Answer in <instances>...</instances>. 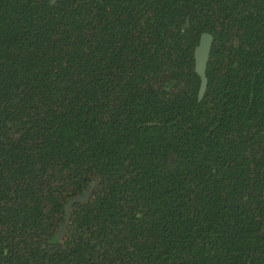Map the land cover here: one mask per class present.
Here are the masks:
<instances>
[{"label": "trees", "instance_id": "16d2710c", "mask_svg": "<svg viewBox=\"0 0 264 264\" xmlns=\"http://www.w3.org/2000/svg\"><path fill=\"white\" fill-rule=\"evenodd\" d=\"M0 264H264V0H0Z\"/></svg>", "mask_w": 264, "mask_h": 264}, {"label": "water", "instance_id": "95a60500", "mask_svg": "<svg viewBox=\"0 0 264 264\" xmlns=\"http://www.w3.org/2000/svg\"><path fill=\"white\" fill-rule=\"evenodd\" d=\"M214 43V36L210 33H203L200 37V42L196 46L194 51V61H195V72L200 77V89H199V99L201 100L208 88V77L207 68L210 62L211 51ZM90 197V191H87L84 195L83 200ZM66 220L63 227L66 228L69 223L70 218V208L66 210Z\"/></svg>", "mask_w": 264, "mask_h": 264}, {"label": "flooded vegetation", "instance_id": "af4514ba", "mask_svg": "<svg viewBox=\"0 0 264 264\" xmlns=\"http://www.w3.org/2000/svg\"><path fill=\"white\" fill-rule=\"evenodd\" d=\"M198 97H199V95H198Z\"/></svg>", "mask_w": 264, "mask_h": 264}]
</instances>
